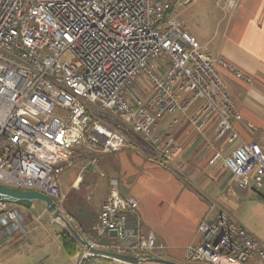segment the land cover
I'll return each mask as SVG.
<instances>
[{
    "label": "built area",
    "instance_id": "2783aa9c",
    "mask_svg": "<svg viewBox=\"0 0 264 264\" xmlns=\"http://www.w3.org/2000/svg\"><path fill=\"white\" fill-rule=\"evenodd\" d=\"M179 1L0 0V183L44 192L62 209L59 178L76 164V149L97 155L129 145L123 131L93 119L91 105L118 115L156 145L163 164L182 170L173 162L180 143L161 138V122L200 100L201 113L217 121V135L228 143L239 140L227 155L216 150L209 164L221 162L242 186H263L264 140L247 142L235 129L239 110L217 63L248 83L253 79L207 53L185 22L169 15ZM160 59L168 62L163 75L155 65ZM141 76L150 84L147 100L132 90ZM191 121L200 127L198 117ZM119 185L117 177L109 179L94 229L117 237L114 251L157 254L165 244L143 229L138 200L123 195ZM19 203L0 191V237L26 235ZM199 233L186 248L188 261L264 264V243L227 211L203 220Z\"/></svg>",
    "mask_w": 264,
    "mask_h": 264
},
{
    "label": "crops",
    "instance_id": "0c3cea01",
    "mask_svg": "<svg viewBox=\"0 0 264 264\" xmlns=\"http://www.w3.org/2000/svg\"><path fill=\"white\" fill-rule=\"evenodd\" d=\"M234 1L233 7H228L225 2H216L223 15L206 38L195 26H188L184 19L177 16L176 6L181 1L173 6L169 15L184 21L189 33L197 41L200 39L198 43L207 53L227 60L252 77V83H248L217 63L225 87L239 110V117L233 121L235 129L245 141L260 142L264 140V0ZM155 65L159 74H165L167 61L160 59ZM149 96L150 91L143 100ZM200 105L201 101L197 100L185 113L166 114L161 122V138H175L180 143L173 162L182 163V170H176L172 164H163L156 145L144 140L118 115L91 105L93 119L123 131L129 145L119 151L97 155L76 149V164L60 175V188L67 203L66 207L63 205L64 211L82 235L98 247L114 251L117 237L113 233L99 235L94 226L108 194L109 179L117 177L120 192L133 195L138 200L143 229L154 232L157 240L165 244L154 256L180 264H212L188 261L185 252L188 245L200 240V223L215 220L222 211L229 212L262 241L253 227L255 231H260L251 222L264 213V184L261 188L253 184L242 186L221 162L209 164L216 150L221 149L223 155H227L239 140L228 143L225 136L219 137L217 121L203 115ZM193 116L198 117L200 127L192 123ZM33 208L34 203L30 206L19 203L26 219V235L15 232L0 237V263L32 264L31 258L37 252L42 257L40 264H53L55 261L77 264L86 258V249L82 245H79L75 255H69L61 240V233L67 231L46 209L35 218L31 212ZM39 221L57 224L55 249L49 245L32 249L31 241L36 237V233L32 232L38 229ZM48 235L53 239L50 233Z\"/></svg>",
    "mask_w": 264,
    "mask_h": 264
},
{
    "label": "rangeland",
    "instance_id": "374dc122",
    "mask_svg": "<svg viewBox=\"0 0 264 264\" xmlns=\"http://www.w3.org/2000/svg\"><path fill=\"white\" fill-rule=\"evenodd\" d=\"M180 1L181 2L178 3L176 6L177 8L175 11L177 16L184 19L188 26L190 27L195 26L203 38H206L207 36H209L211 32L213 31L215 24L223 15V11L221 7L216 3L215 0H180ZM199 40L200 39H198V41ZM132 90L140 98L145 99V94L147 95L150 91V84L145 77L141 76L132 85ZM20 203H28V206L34 203V208L31 210V212L33 216H35V218L39 213L43 212L46 209V203L41 199H34L33 201H30L29 199H20ZM63 205L65 207L67 206V203L65 202V200H64ZM235 207L236 206H234V208ZM64 210H65L64 207H62L63 213H65ZM236 214H239V213L237 212ZM39 222L40 223H38V229L32 232V234L36 233V237L33 238L31 241L32 249L33 250L40 249V247L45 248L48 245L52 249H55L56 243L58 241L57 224L49 223L46 221H39ZM252 224L256 225L258 230L260 231V232H257V230L255 231V227H253L254 233H256L258 237L262 241H264V213L263 215L262 214L259 215L258 219H255L254 221H252L251 225ZM49 233L53 239L50 238V236L48 235ZM41 258H42L41 254H39V252L33 254L31 258L32 264H40ZM53 264H60V263L58 261H55L53 262Z\"/></svg>",
    "mask_w": 264,
    "mask_h": 264
},
{
    "label": "water",
    "instance_id": "95a60500",
    "mask_svg": "<svg viewBox=\"0 0 264 264\" xmlns=\"http://www.w3.org/2000/svg\"><path fill=\"white\" fill-rule=\"evenodd\" d=\"M0 191L8 193L20 199H41L46 203V212L59 222L64 229L78 241L88 252L89 256H105L128 264H142L152 262L158 264H180L175 261L154 255H132L120 253L113 250L104 249L92 244L81 232L71 223L69 218L63 213L55 200L48 194L36 189H17L0 183Z\"/></svg>",
    "mask_w": 264,
    "mask_h": 264
},
{
    "label": "trees",
    "instance_id": "16d2710c",
    "mask_svg": "<svg viewBox=\"0 0 264 264\" xmlns=\"http://www.w3.org/2000/svg\"><path fill=\"white\" fill-rule=\"evenodd\" d=\"M61 240L64 249L69 255H75V253L79 249V245H81L68 232L61 233ZM80 264H126V263L105 256L93 255L84 258Z\"/></svg>",
    "mask_w": 264,
    "mask_h": 264
}]
</instances>
